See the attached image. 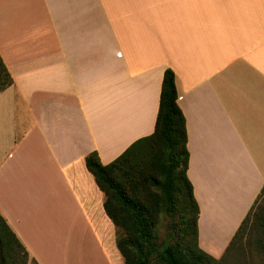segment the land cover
<instances>
[{
	"label": "crops",
	"instance_id": "crops-1",
	"mask_svg": "<svg viewBox=\"0 0 264 264\" xmlns=\"http://www.w3.org/2000/svg\"><path fill=\"white\" fill-rule=\"evenodd\" d=\"M0 215L26 264H124L87 170L185 118L198 246L220 260L264 188V0H0Z\"/></svg>",
	"mask_w": 264,
	"mask_h": 264
},
{
	"label": "trees",
	"instance_id": "trees-1",
	"mask_svg": "<svg viewBox=\"0 0 264 264\" xmlns=\"http://www.w3.org/2000/svg\"><path fill=\"white\" fill-rule=\"evenodd\" d=\"M11 84L12 79L0 57V92ZM186 142V124L177 104L175 75L167 69L163 74L153 134L132 144L108 165L99 162L96 152L85 157L87 170L105 196L103 207L115 227L116 246L124 264L218 261L198 246L199 207L186 176L189 158ZM146 150L147 161L142 159ZM176 208L180 209L186 223L185 235H190L188 224L192 223V241L158 245L153 227L159 214L171 213ZM249 214L232 242L242 231ZM27 255L26 248L0 215V264H26Z\"/></svg>",
	"mask_w": 264,
	"mask_h": 264
},
{
	"label": "rangeland",
	"instance_id": "rangeland-1",
	"mask_svg": "<svg viewBox=\"0 0 264 264\" xmlns=\"http://www.w3.org/2000/svg\"><path fill=\"white\" fill-rule=\"evenodd\" d=\"M147 151L142 153L145 161L149 160ZM184 224L179 208L171 213H160L153 227L154 240L158 245L164 242L175 245L182 241H192V223L188 224L190 235H185ZM204 264H264V189L250 210L242 231L225 255L218 261L204 260Z\"/></svg>",
	"mask_w": 264,
	"mask_h": 264
}]
</instances>
